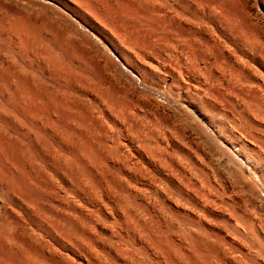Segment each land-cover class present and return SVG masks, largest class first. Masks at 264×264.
<instances>
[{
    "label": "rangeland",
    "instance_id": "374dc122",
    "mask_svg": "<svg viewBox=\"0 0 264 264\" xmlns=\"http://www.w3.org/2000/svg\"><path fill=\"white\" fill-rule=\"evenodd\" d=\"M0 264H264V0H0Z\"/></svg>",
    "mask_w": 264,
    "mask_h": 264
}]
</instances>
